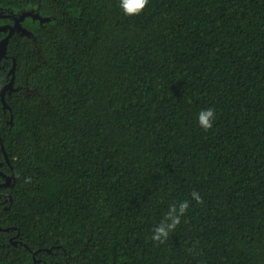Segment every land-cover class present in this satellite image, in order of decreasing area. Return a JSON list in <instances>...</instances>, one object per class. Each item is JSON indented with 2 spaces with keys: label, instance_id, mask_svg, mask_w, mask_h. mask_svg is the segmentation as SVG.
Listing matches in <instances>:
<instances>
[{
  "label": "trees",
  "instance_id": "1",
  "mask_svg": "<svg viewBox=\"0 0 264 264\" xmlns=\"http://www.w3.org/2000/svg\"><path fill=\"white\" fill-rule=\"evenodd\" d=\"M119 2L0 0L49 19L21 22L0 70L9 83L16 61L0 264H264V0Z\"/></svg>",
  "mask_w": 264,
  "mask_h": 264
},
{
  "label": "clouds",
  "instance_id": "2",
  "mask_svg": "<svg viewBox=\"0 0 264 264\" xmlns=\"http://www.w3.org/2000/svg\"><path fill=\"white\" fill-rule=\"evenodd\" d=\"M148 3L149 0H120L119 6L125 16L135 17L144 11ZM215 119L216 113L212 108L201 110L197 114L198 125L205 132L212 128ZM191 200H194L197 204H203V197L196 191L191 193ZM189 206V200L171 204L163 220L152 230V241L157 245L165 243L169 234L180 225L181 217L186 215Z\"/></svg>",
  "mask_w": 264,
  "mask_h": 264
},
{
  "label": "flooded vegetation",
  "instance_id": "3",
  "mask_svg": "<svg viewBox=\"0 0 264 264\" xmlns=\"http://www.w3.org/2000/svg\"><path fill=\"white\" fill-rule=\"evenodd\" d=\"M3 17L5 20L7 19L8 21H6L3 24H0V27L5 26V25H14L15 24V20H16L15 17H12V16H9V17L7 16L8 18H5V16H3ZM9 32H10V28H7V31H2V30L0 31V53L2 50L3 40L8 36ZM10 59H12V57L8 54V47H7L6 54L2 58H0V70L4 69L6 67L5 63L10 61ZM8 71H9V69H8ZM7 74L9 76L10 73H7ZM5 85L6 84H3V85L0 84V88L2 86H5ZM12 92H14V91H11V92H10V90L6 91L5 98L7 96H10L12 94ZM0 100L3 103V99H2L1 95H0ZM3 108H4V104H3ZM7 109H5V110H7ZM2 151L4 153L3 155L5 157V160L1 159V152H0V206L4 207V204L6 203V201L11 198V195L8 192V189L13 187L16 177L14 175V169L11 165L9 155L5 151L3 144H2Z\"/></svg>",
  "mask_w": 264,
  "mask_h": 264
},
{
  "label": "water",
  "instance_id": "4",
  "mask_svg": "<svg viewBox=\"0 0 264 264\" xmlns=\"http://www.w3.org/2000/svg\"><path fill=\"white\" fill-rule=\"evenodd\" d=\"M0 16H3V15H0ZM27 16H32L34 19L38 18L40 19L41 22H44V21H48L49 19L48 18H42L41 16H39V14H36L32 11H28V12H24L22 15H20L19 17H15V24L14 25H5V26H1L0 27V31H7V28H10V32L8 34V36L3 40V45H2V50H1V55H0V58H2L6 52H7V47H8V43H9V40L10 38L14 35V33L16 32H21L23 34H27L30 36V32L28 30H26L22 25H21V22L27 17ZM15 70H16V61L14 62L13 64V67L10 71V74L13 75L11 81L6 84L5 86H2L0 88V95L2 96V99H3V104H4V108L7 109H11L10 108V105L8 104V102L6 101V98H5V94H6V91L10 90L11 91H15L16 89L14 88V80H15ZM1 229V228H0ZM6 230H9L8 228H6Z\"/></svg>",
  "mask_w": 264,
  "mask_h": 264
}]
</instances>
